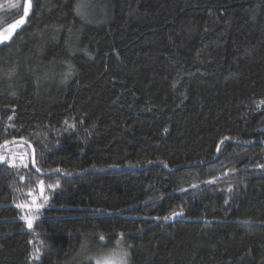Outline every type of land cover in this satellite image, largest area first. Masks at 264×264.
Here are the masks:
<instances>
[{
    "label": "trees",
    "instance_id": "16d2710c",
    "mask_svg": "<svg viewBox=\"0 0 264 264\" xmlns=\"http://www.w3.org/2000/svg\"><path fill=\"white\" fill-rule=\"evenodd\" d=\"M29 1L0 45V264H264V0Z\"/></svg>",
    "mask_w": 264,
    "mask_h": 264
},
{
    "label": "rangeland",
    "instance_id": "374dc122",
    "mask_svg": "<svg viewBox=\"0 0 264 264\" xmlns=\"http://www.w3.org/2000/svg\"><path fill=\"white\" fill-rule=\"evenodd\" d=\"M26 6H28V12H27L26 16L24 14V16L21 18L23 20V23H18V21L21 20V19H19L15 22L11 23L10 25L6 26L2 30H0V32H3L4 35H9V33H11L10 38L7 41H4L3 43L10 41L12 39V37L14 36L15 32L27 22L28 14L30 12V1L29 0H27ZM11 25H16L14 30L10 29ZM3 43H0V45ZM34 198H36V197H34ZM100 240L102 242H105L106 238L102 237V238H100ZM89 245H90V243H88L87 246H89ZM91 255H92L93 261L96 264H127L128 263V252L126 254V249L119 242L111 249L96 250Z\"/></svg>",
    "mask_w": 264,
    "mask_h": 264
},
{
    "label": "snow or ice",
    "instance_id": "6c2138e0",
    "mask_svg": "<svg viewBox=\"0 0 264 264\" xmlns=\"http://www.w3.org/2000/svg\"><path fill=\"white\" fill-rule=\"evenodd\" d=\"M80 8H81V5L78 4L77 5V12H78V14L80 13ZM27 12H28V6H25V8H24V14H25V16L27 15ZM18 23H23V20L21 19L20 21H18ZM15 27H16V25H11L10 26V29L14 30ZM10 34L11 33H9V35H4L3 32H0V43H3L4 41H7L10 38ZM179 214L180 213H177V215H179ZM25 219L27 221L28 228H32V226H33L32 225V219L27 218V217ZM166 219H167V217H166Z\"/></svg>",
    "mask_w": 264,
    "mask_h": 264
},
{
    "label": "water",
    "instance_id": "95a60500",
    "mask_svg": "<svg viewBox=\"0 0 264 264\" xmlns=\"http://www.w3.org/2000/svg\"><path fill=\"white\" fill-rule=\"evenodd\" d=\"M9 143H11V142H9ZM9 143L2 144V145L0 146V148L3 147V146H5L6 144H9Z\"/></svg>",
    "mask_w": 264,
    "mask_h": 264
}]
</instances>
